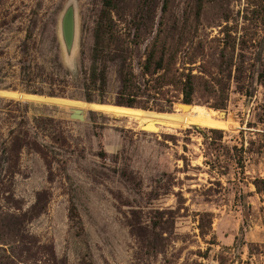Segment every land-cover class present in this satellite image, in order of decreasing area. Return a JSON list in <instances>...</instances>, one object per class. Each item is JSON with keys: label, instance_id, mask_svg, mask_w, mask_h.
I'll return each instance as SVG.
<instances>
[{"label": "rangeland", "instance_id": "obj_1", "mask_svg": "<svg viewBox=\"0 0 264 264\" xmlns=\"http://www.w3.org/2000/svg\"><path fill=\"white\" fill-rule=\"evenodd\" d=\"M102 8L0 0V264H264V0Z\"/></svg>", "mask_w": 264, "mask_h": 264}, {"label": "trees", "instance_id": "obj_2", "mask_svg": "<svg viewBox=\"0 0 264 264\" xmlns=\"http://www.w3.org/2000/svg\"><path fill=\"white\" fill-rule=\"evenodd\" d=\"M112 8V0H103V8L100 13L98 22L95 26L94 31V48H93V57H92V63H96L99 56L101 58L105 57V50L108 48V42L107 39H103L105 35L109 31H111V21H110V11ZM95 68L92 69V82L94 81V75H95ZM102 82L104 79H100ZM129 80L124 76V73L122 71V80H121V92L122 94L127 93L130 91L131 86L129 84ZM182 84L181 93H182V102L185 104H190L192 102V95H193V86L189 83V81H185ZM125 107L132 108V104H122ZM263 188H264V182H261ZM256 189L259 191V188L256 186Z\"/></svg>", "mask_w": 264, "mask_h": 264}, {"label": "water", "instance_id": "obj_3", "mask_svg": "<svg viewBox=\"0 0 264 264\" xmlns=\"http://www.w3.org/2000/svg\"><path fill=\"white\" fill-rule=\"evenodd\" d=\"M61 35H62V40L65 46L66 51L70 50L71 47V42H72V33H71V29L70 26H68V24L64 27H62V31H61ZM185 106V105H184ZM187 106V105H186ZM73 118L76 119H81V113L74 111Z\"/></svg>", "mask_w": 264, "mask_h": 264}, {"label": "bare ground", "instance_id": "obj_4", "mask_svg": "<svg viewBox=\"0 0 264 264\" xmlns=\"http://www.w3.org/2000/svg\"><path fill=\"white\" fill-rule=\"evenodd\" d=\"M184 106V105H183ZM186 106V105H185ZM73 111H77V112H79V113H82V111L83 110H73ZM224 114L223 113H221V112H217V111H212V113H211V117L213 118V119H217V120H223V118H224Z\"/></svg>", "mask_w": 264, "mask_h": 264}]
</instances>
